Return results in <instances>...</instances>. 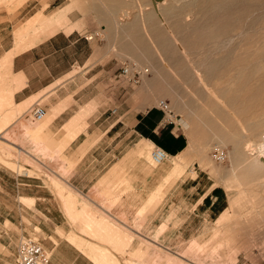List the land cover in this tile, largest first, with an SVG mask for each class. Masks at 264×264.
<instances>
[{"label":"rangeland","instance_id":"obj_1","mask_svg":"<svg viewBox=\"0 0 264 264\" xmlns=\"http://www.w3.org/2000/svg\"><path fill=\"white\" fill-rule=\"evenodd\" d=\"M34 2L35 4L39 3V6L33 10L26 8L27 4ZM50 4L52 6L48 8ZM257 4L260 7L256 4L255 6L258 7H252L251 21L258 23L253 22V25L257 26H253L255 29L252 37L258 44V47L253 48V52L259 54V57L253 56L244 60L243 64H238L243 52L233 55L229 51L219 52L218 50L216 52V49L221 47L220 42L224 39H231L243 31L246 25L245 19H241L243 22L235 32L232 31L231 34L225 35L226 29H235L234 25L238 18L233 16L235 19L231 17L226 18L227 20L212 19L213 15H220L225 11L218 8L213 7L212 12V8L203 10V7L198 6L193 9L195 15L188 18L187 22L184 13H182L178 18L180 24L182 23V36L176 33L177 28L173 26L178 19L167 18L168 21L170 20L168 26L173 27L169 33L168 28L166 29L155 16L150 0H0V14L7 15L6 19L0 21H7L9 28L11 27L10 31L7 30V33H2L0 37H7L8 32H12L15 42L13 50L0 56V203L5 207L0 210V264H13L17 249L25 239L38 241L48 252L46 244L51 241L56 243V237L70 241H78L85 237L101 244L112 245L114 242L117 245L121 244V239L114 241L110 239V236L115 234L106 231L111 227L110 221L107 220L103 212H86L87 205H82L81 212H73L79 205L78 200L74 199L70 189L61 181L62 178H68L71 166L67 167L68 160L66 159L63 167L57 168L56 147L60 143L49 128L57 113L46 110L45 119L36 122L32 118V109L36 105L46 109L48 101L38 103L36 98H31L21 103L15 102V92L24 86V78L14 75L12 71L13 58L36 45L41 34L55 25L58 26V22H60V26L66 27V32L77 29L86 37L92 38L97 45L103 44L111 37L114 38L113 35L116 34L119 36L118 38L128 42L125 43L128 57L121 59V62L137 64L143 70H149V75L143 78L142 83L153 71L151 65L155 61L161 70L158 76L163 82V86L167 81V90L170 95L168 98L173 100L174 104L183 102L185 99L192 100L194 105L200 106V112L204 114V117L211 119L210 124L216 123V114L224 112L226 119L224 126L228 128L229 133L224 130V134L219 138L228 140L230 133L244 135L249 128L257 133H262L264 127V53L261 51V47L264 46V25L259 24L264 20V0H257ZM23 9L26 10L22 13ZM61 10L64 15L59 19H54L57 14H51ZM261 10L262 13L259 12ZM125 11L129 13L127 17L124 15ZM143 14H145V18H143ZM148 16L150 17L148 18ZM70 17L75 25L72 24ZM100 17L111 25L108 30L103 31L98 26ZM56 20L58 22L54 24ZM146 23H148L146 32L151 33L149 35L144 34ZM263 23L264 21H262ZM105 25L107 29L108 25ZM89 26H94L96 29L93 32H87L86 29ZM192 27L196 28L195 31H191ZM258 27H260L259 31H257ZM114 32L117 33L114 34ZM175 35L180 37V42L174 41ZM161 36L166 37V42H172L171 51L162 49L160 52L156 49L155 45L158 44V39ZM192 37L196 41L199 39L204 41V44L199 45V52L189 51L188 47H185L186 39L189 40ZM8 41V39L1 41V46L5 47ZM147 45L148 47H146ZM2 47H0V52ZM210 48L213 50L209 51ZM114 51L118 52L116 48ZM261 55L263 56L261 57ZM222 57L223 59H221ZM210 58L218 62L216 63L220 67L218 70L211 65L216 61H212ZM77 71L80 69L74 70L71 75H75ZM124 80L133 87L138 86ZM238 80L244 83L241 84L243 88L240 92ZM206 87L222 97L221 103L227 105V109L231 110L232 115H229L207 94ZM239 94L242 95L240 101ZM161 100L167 99L162 97ZM170 108L172 114H169V117L182 124L181 120L184 115L177 120L176 116L180 112H177L172 104H170ZM217 123L222 122L218 119ZM72 124L70 123L67 127L68 130L71 129ZM182 126L184 125L182 124ZM208 135L209 142L205 144L197 145L193 139L195 147L191 149L185 165L177 166L175 163L177 158L172 159L174 174L170 173L172 175L168 176L166 183L169 184L172 178L176 181L191 167L190 178L195 179L197 173L200 178H203L200 185L194 186L195 189L192 190L193 199L198 198L197 193L203 194L208 187L213 185L212 189L216 188L213 196L215 197L218 193V201L208 216L190 218L176 225V228L186 227L185 235L191 237V240L180 242L179 238L176 239V235V241H172V243L177 247L169 252V256L179 258L183 256L181 260H178L180 264H264V185H261L260 182H253L247 186L249 192L242 191L239 184L241 178L247 183L252 180L243 168L233 174L232 144L220 145L219 138L216 140V136H213L215 132L212 128ZM216 147L225 149L228 153V160L224 164L215 163L211 158V153ZM154 148L150 149L148 153L151 164V152ZM153 167L156 166L153 165ZM213 168L217 171L216 173L213 172ZM12 175L19 179L35 180L34 185L36 186H44V184L48 186L64 205L63 209L66 212L63 213L66 216V221L71 225H77L76 229H80V232L66 234L56 225L50 226L52 224L44 215L41 206L36 207L35 196L22 190L14 192L13 178L10 177ZM2 190L9 193V196ZM36 190L40 191L39 194L44 195V190H41V187ZM35 192L37 191L32 193ZM232 195L237 202L235 208H232L230 203ZM154 196V198L151 197L145 209L137 213L139 217L158 208L165 194L159 189ZM43 206L44 203H42ZM200 213H204L203 210ZM56 214L57 212H51L50 215ZM44 226L51 231L47 232ZM167 227L162 226L158 233L163 234ZM158 233L153 239H158ZM175 234L168 232L172 238ZM168 235L163 240H167ZM133 238L135 237L133 236ZM146 245L152 246L148 243ZM96 249H98L97 253L93 252L92 248H87L84 252L96 255L99 262H108L106 259L108 253L109 262H112L113 259L118 264L120 261H116V257L112 255L111 251L120 257L126 256V250L123 248ZM142 262L140 264H149Z\"/></svg>","mask_w":264,"mask_h":264},{"label":"crops","instance_id":"obj_2","mask_svg":"<svg viewBox=\"0 0 264 264\" xmlns=\"http://www.w3.org/2000/svg\"><path fill=\"white\" fill-rule=\"evenodd\" d=\"M38 6L39 3L34 2L27 4L26 8L33 10ZM55 14L54 19L64 15L62 10L51 15ZM6 18V14H0V20ZM70 20L75 25L71 17ZM57 22L54 21V24ZM98 23L103 31L111 26L103 19ZM7 24V21H0V36L11 29ZM59 24L41 34L36 45L13 58L14 75L24 78V86L15 92V102L31 98H36L38 103L48 101L46 110L57 113L49 128L60 143L56 147L57 168H62L66 159L67 167L71 166L68 178L61 181L78 200L79 205L73 212H81L82 205L88 206L86 212H103L111 227L106 231L115 234L110 239H121V244H101L85 237L78 241L56 237V243L51 241L46 244L50 253L49 264H118L113 259L109 262L108 253V262H99L96 255L84 252L87 248H92L93 252L98 250L96 248H123L126 250L124 257L111 251L119 264H125V261L128 264H140L142 261L180 264L178 260L183 256H169V252L177 247L172 241L179 238L180 242H188L191 237L185 235L186 227L181 229L176 225L190 218L208 216L219 194L213 196L216 188L212 189L211 185L203 194L197 193V199H193L192 190L200 185L203 178L199 173L195 179L190 178L191 167L176 181L172 178L169 187L166 179L171 172L174 174V163L171 161L187 154L191 139H195L197 145L208 143L210 128L215 132L213 136L216 140L223 135L224 112L216 114V123L210 124L211 119L205 118L200 106L194 105L192 100L185 99L174 104L168 98L167 81L163 86L158 76L161 70L155 61L151 65L153 71L145 82L135 87L129 85L120 76L126 62L122 63L121 59L128 57V42L116 36L118 30L114 32V38L97 45L93 40H86L81 31L66 32V27ZM95 29L89 26L86 31L93 32ZM7 39V45L2 47L1 41ZM0 47V56L14 49L12 32H8L7 37H0ZM76 69L80 71L71 75ZM162 97L180 112L177 120L182 115L187 116L189 122L185 121V126L164 113L160 107ZM217 118L222 123H217ZM70 123L73 124L68 130ZM154 147L163 149L169 156L159 167H153L148 159L149 150ZM10 177L13 178L14 192L22 190L35 196L36 207L41 206L52 224L50 226L56 225L66 234L80 232L76 229L77 225L66 221L64 205L48 186H36V181L30 178ZM38 187L44 190V195L39 194ZM159 189L165 194L162 203L153 212L139 217L137 213L145 209ZM3 208L0 203V210ZM201 210L204 213H200ZM51 212L57 214L50 215ZM162 226L168 227L160 235L158 232ZM46 231L51 230L46 228ZM168 232L176 234L172 238ZM157 233L158 239H153ZM167 235L168 239L163 240Z\"/></svg>","mask_w":264,"mask_h":264},{"label":"bare ground","instance_id":"obj_3","mask_svg":"<svg viewBox=\"0 0 264 264\" xmlns=\"http://www.w3.org/2000/svg\"><path fill=\"white\" fill-rule=\"evenodd\" d=\"M150 1H151L152 6H153V9H154L155 16L157 17L158 20H160L162 25H164L166 27V29L168 28L169 33H170V30H172L171 28H173V27L170 28L168 26L170 20L168 21L167 18L176 19L177 20L179 17H181L182 13H184L185 19H187L186 20V22H187L188 18H190L192 15H195V13H194L195 11H193V9L198 7V6L199 7H203V10L204 9L206 10V8H209V9L212 8L211 9L212 12H213V7L214 8H218L220 10H225L220 15H218V14L213 15L212 19H216V21L218 20V18L219 19H226V18L228 19L230 17L234 18L233 16H236L238 18V20L236 21V23L234 25L235 29L234 30H229V29L227 30L226 29V31L224 32L225 35L231 34L232 31L235 32L236 29L241 26L240 25L241 22H243V21H241V19L242 20L245 19L244 21L246 22V25L243 23L245 25L244 28H243V31L241 33H238L237 36H234L231 39H228V40L224 39L222 42H220L221 47L219 49H216V52L218 50H219V52L220 51H223V52L224 51H229L233 55L234 54H238V52H243L241 54V59H243V60L239 59L238 64H243L242 62L244 60H247V59H249V58H251L253 56L259 57V54L253 52V48L258 47V44L255 43V40H253V37H252V34L254 33V29H255V28H253V26H255L258 23L253 21L254 23H256L255 25H253V22L251 21L252 20V16H251L252 7L255 6V4L259 5V4H257V0H150ZM258 3H260V2H258ZM144 6L146 7V5H144ZM148 6H149V4H148ZM255 7H258V6H255ZM259 7H260V5H259ZM150 10H152V9H150ZM254 10H256V9H254ZM206 12L209 13L210 11H206ZM259 12L262 13V10L259 11ZM128 14L129 13L127 11H125L124 15L126 17L128 16ZM252 15L254 16L255 13L252 14ZM142 16H143V18H145V14H143ZM149 17L150 16H148V18ZM263 18H264V16H263ZM154 19H155V17H154ZM262 21H264V20H262ZM262 21H260L261 23L259 25H264V23L262 24ZM175 22L176 23L173 26H175V28H177V32L176 33L177 34H181L183 36L182 29H181L182 28V26H181L182 23L180 24L179 19L177 21H175ZM148 23H146V25L144 27V31H145L144 34L147 33L149 35L151 33H149V31L146 32V28H147V24ZM159 25H160V23H159ZM224 25H226V24H224ZM226 26H229V25H226ZM226 26H224V27H226ZM260 27H258L257 31H259ZM195 29H193V27H192L191 31L192 30L195 31ZM250 36H251V38H250ZM165 38L166 37H163V36L159 37V39H158L159 42H158V44L155 45L156 49L158 51H160V52H162V49L163 50H167V51H171L170 49H172V42L171 41L170 42H166ZM180 40H181L180 37H178L177 35L174 36V41H176V42L179 41L180 42ZM186 40H187V42H186L185 47L187 46L189 51H198L199 52V50H198L200 48L199 45L204 44V41L202 39H199L198 41H196L194 39V37H192L189 40L188 39H186ZM205 40L208 41V39H205ZM146 47H148V45ZM261 49H262L261 51L264 53V46H262ZM211 50H213V49L210 48L209 51H211ZM229 52H227V53H229ZM262 56L263 55H261V57ZM221 59H223V57ZM211 60L213 61L214 59H211ZM214 61H216V60H214ZM219 61H221V60H219ZM216 63H218V62L217 61L216 62H212L211 65L215 66V68H217V70H218L219 66ZM224 64H225V62H224ZM221 67H222V65H221ZM247 67H248V65H247ZM217 70L215 69V71H217ZM238 81H239L238 85H239V88H240L239 89V92H240L241 88H243V86L241 84H244V83L242 81H240V80H238ZM187 83H189V82H187ZM205 90H206L207 94H209V96L212 99H214V101L218 105H220L229 115H232L231 114V110L227 109L228 108L227 105H225L224 103H221L222 102V97L221 96L219 97L218 94H216L214 91H211L208 87H206ZM222 96L225 97V95H222ZM238 97H239V101H240L242 95L239 94ZM237 103H238V101H237ZM185 121L188 122V118H187L186 115H184L182 120H181V122H182V124L184 126H185V123H184ZM223 123H225V122H223ZM240 128H242V127H240ZM224 130L229 133L228 128L225 127V126H224ZM229 136H230V139H228V140L225 139V138H219L218 139V143L220 145H224L226 143H230L233 146V149H232V152H231V164H232V168H233V170H232L233 174H236L238 170L243 168V169H245V173L250 175V180H252L250 182L248 181V183H247L246 181H244L241 178L240 183H239L240 187H241V190L249 192V189L247 188V186H249V184H252L253 182H260L261 185H264V127L262 129V133H257V131L249 128L247 133L244 134V135L243 134H240V135L234 134L233 135V133H230ZM194 147H195V142H194L193 139H191L190 149L188 150L187 154L177 158V160H176V165L177 166L178 165L182 166V165H185L187 163L188 155H189L191 149H193ZM25 152H27V151H25ZM151 162H152V160H151ZM213 172L216 173L217 171L214 170V168H213ZM230 203H231L232 208H235L236 205H237V202L235 200V197H233V195L230 198ZM252 204H254V203H252ZM124 263L128 264V261H125Z\"/></svg>","mask_w":264,"mask_h":264},{"label":"built area","instance_id":"obj_4","mask_svg":"<svg viewBox=\"0 0 264 264\" xmlns=\"http://www.w3.org/2000/svg\"><path fill=\"white\" fill-rule=\"evenodd\" d=\"M86 40H93L86 37ZM149 75V70H143L137 64H125L120 72V76L126 79L130 84L140 85L145 76ZM160 107L165 114H172L170 105L165 102H160ZM34 121H42L47 111L40 105L34 106L31 111ZM168 154L161 148L155 147L151 152V160L154 166L158 167L164 164L168 160ZM211 158L215 163L224 164L228 160V153L225 149L216 147L212 153ZM50 253L38 242L32 239L23 240L14 258L13 264H49Z\"/></svg>","mask_w":264,"mask_h":264}]
</instances>
